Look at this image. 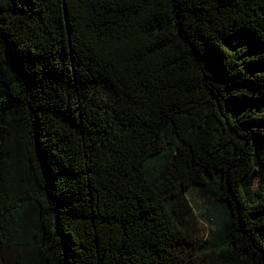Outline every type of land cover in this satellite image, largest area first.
I'll return each instance as SVG.
<instances>
[{"label": "trees", "instance_id": "1", "mask_svg": "<svg viewBox=\"0 0 264 264\" xmlns=\"http://www.w3.org/2000/svg\"><path fill=\"white\" fill-rule=\"evenodd\" d=\"M260 231L264 0H0V264H264Z\"/></svg>", "mask_w": 264, "mask_h": 264}, {"label": "rangeland", "instance_id": "2", "mask_svg": "<svg viewBox=\"0 0 264 264\" xmlns=\"http://www.w3.org/2000/svg\"><path fill=\"white\" fill-rule=\"evenodd\" d=\"M251 42H252L253 46H255V47L258 46L253 37H251ZM258 188H259V179L257 178L255 181V184H254V189L258 190ZM188 195H189L190 200L193 203L194 207L196 208L198 214H200L204 210V207L209 202V200H207L205 196L201 195V192L198 191V187L190 188L188 190ZM202 229H203L202 232L205 236L210 235L211 228H209V226L204 224ZM260 235L264 241V231H260Z\"/></svg>", "mask_w": 264, "mask_h": 264}]
</instances>
